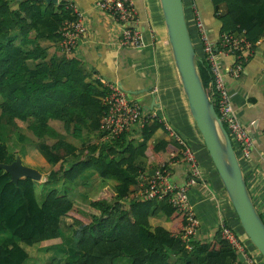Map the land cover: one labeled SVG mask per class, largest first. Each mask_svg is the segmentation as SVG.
<instances>
[{"label": "trees", "instance_id": "1", "mask_svg": "<svg viewBox=\"0 0 264 264\" xmlns=\"http://www.w3.org/2000/svg\"><path fill=\"white\" fill-rule=\"evenodd\" d=\"M210 1L222 23L221 33L245 30L253 45L264 39V0ZM67 17L61 2L54 6L0 0V163L14 161L2 133H12L19 129L18 123H26L40 141L38 150L52 166L46 184L54 185L39 203L34 181L24 178L14 184L0 169V234L11 235L0 244V264H25L28 255L24 247L57 240L61 231L70 232L80 256L61 263L55 259L50 264H115L122 259L130 264L235 261L237 254L218 234L210 242L191 243L187 251L178 237L184 216L166 202L134 198L131 187L136 184L137 161L151 159L156 166H164L181 146L172 140L149 144L156 132L163 130L158 119L139 124L135 131L114 141H100L103 134L97 130L105 111L101 94L85 83L76 61L64 57L48 61L46 48L41 46L43 41L60 42L59 29ZM194 50L199 77L209 94L211 78L202 50L200 54L197 47ZM50 122L61 123L64 133H55ZM136 132L140 140L134 138ZM67 134L80 145L66 141ZM46 137L57 139L50 146L44 142ZM89 172L104 184L85 204L62 192L63 186ZM167 222L171 223L169 230L163 227Z\"/></svg>", "mask_w": 264, "mask_h": 264}, {"label": "crops", "instance_id": "2", "mask_svg": "<svg viewBox=\"0 0 264 264\" xmlns=\"http://www.w3.org/2000/svg\"><path fill=\"white\" fill-rule=\"evenodd\" d=\"M64 1L74 4L83 13L86 35L70 57L62 54L59 42L43 41L41 46L46 48L47 60L61 57L74 60L78 63L81 74L85 76V83L93 86L101 94V98L105 95L106 85L114 84L122 89L129 99L142 107L143 114L154 113L164 127L163 130L156 132L149 144H156L162 140L173 141L170 133L168 134L169 131L176 133L186 144L187 140L202 177V182L188 191L189 205L199 222L193 242L212 241L217 234L219 235V227L223 224L236 234L256 264H264V259L245 237L189 114L168 44L159 0H131L137 15L136 22L132 23L131 27L140 33L145 43V46L138 50L119 47L120 27L107 12L96 7L97 0H58V3ZM182 2H184L189 33L194 37L191 41L192 43L194 40L197 41L196 46L200 54L201 44L198 42L191 5L196 7L212 41H216L221 34L222 23L217 18L210 0H182ZM218 62L222 70L235 63L232 55H222ZM225 84L237 119L253 139L248 157L240 153L238 144L234 140L231 141L234 142L235 153L238 155L252 202L264 222V39L254 45L253 55L244 64L242 75L238 79L226 76ZM209 93L210 95L212 93L210 86ZM50 127L57 134L64 133L59 122H50ZM167 128L169 131L166 130ZM20 129L13 130L12 133L6 132L5 141L14 158L18 155L24 166L36 170L41 175L40 181H34L40 203L48 187H54L46 184V177L52 166L38 150L37 145L30 147L31 151L25 150L26 140ZM135 129L136 127L130 133ZM97 133L102 135L99 129ZM134 134V138L140 140L138 133ZM17 135H20L22 140L17 137L18 147L16 143L11 146L8 141L12 136ZM86 136L88 135L85 133ZM93 137L95 135H91V138ZM100 141L104 142L102 136ZM137 164L139 170L133 179L135 183L140 175H150L158 168L151 159H139ZM164 166H168L169 179L172 183L178 185L185 183L189 174V168L185 163L176 160L175 163L170 165L168 162ZM95 178L97 184H104L100 178V180L97 176ZM60 184L58 183L57 186ZM77 185L82 184H79L78 180L71 184V186ZM135 186L136 184L131 190L134 191ZM63 224H65L64 219ZM170 226V222L163 225L167 230ZM10 237L9 232H1L0 244ZM24 248L28 255L25 264H50L55 259L61 263L80 256L69 231H61L57 240ZM236 254L235 261L227 260L226 264H245L243 257ZM115 264L130 263L122 259Z\"/></svg>", "mask_w": 264, "mask_h": 264}, {"label": "built area", "instance_id": "3", "mask_svg": "<svg viewBox=\"0 0 264 264\" xmlns=\"http://www.w3.org/2000/svg\"><path fill=\"white\" fill-rule=\"evenodd\" d=\"M64 11L68 13L67 19L62 22L59 29L60 49L65 57H70L86 35L83 13L69 1L61 2ZM60 3H58V6ZM96 7L107 12L120 27L119 47L141 49L145 46L140 33L131 27L136 22V11L131 0H97ZM194 14V26L198 32V42L201 44L202 60L205 62L210 75L212 93H207L208 100L217 108V116L226 127L228 135L238 144V149L244 157H248L249 148L253 139L237 119L225 84V77L238 79L244 69V64L253 55L254 45L246 37V31L221 33L216 41L209 38L202 20L194 5H191ZM222 55H232L235 63L223 70L218 59ZM105 111L100 123V130L104 142L114 141L122 134L130 132L137 125L156 120L154 113L143 114L142 107L134 100L129 99L118 86L107 84L102 99ZM159 120V119H158ZM169 131V129H166ZM173 141L181 146L177 155H172L169 164L176 160L185 163L189 174L184 184H174L169 179L168 166L156 168L150 175H140L137 179L134 198L143 202H166L174 211L184 216L185 224L178 234L180 241L187 251L191 250L199 222L188 201V191L191 187L202 182L201 172L191 148L176 133L169 131ZM220 237L236 253L240 254L245 264H256L249 255L246 247L236 234L225 225L219 227Z\"/></svg>", "mask_w": 264, "mask_h": 264}, {"label": "water", "instance_id": "4", "mask_svg": "<svg viewBox=\"0 0 264 264\" xmlns=\"http://www.w3.org/2000/svg\"><path fill=\"white\" fill-rule=\"evenodd\" d=\"M14 1L22 3L24 0ZM31 1L58 6V0ZM159 4L173 63L189 114L245 237L264 259V222L252 202L229 135L203 88L183 2L159 0ZM0 169L10 176L14 184L24 178L32 181L41 180V175L36 170L24 166L18 155H15L14 161L10 164L0 163Z\"/></svg>", "mask_w": 264, "mask_h": 264}, {"label": "rangeland", "instance_id": "5", "mask_svg": "<svg viewBox=\"0 0 264 264\" xmlns=\"http://www.w3.org/2000/svg\"><path fill=\"white\" fill-rule=\"evenodd\" d=\"M184 4V2H183ZM194 46H196L197 41H193ZM19 128H21V132L23 133L25 140H26V151H31L30 147L33 148V146H36L40 141L35 139L32 134L29 132V130L27 129V124L26 123H18ZM224 126V125H223ZM57 131V130H56ZM3 135H5L4 133H2ZM65 139L66 141L73 143L76 146H79L80 143L79 141L75 140L74 138H72L70 135H65ZM186 140V139H185ZM232 140V138H231ZM17 141V136H12L11 140L8 141L10 142L11 146H14V144ZM44 142H46V144L48 145H53L56 142V138H50V137H46L44 139ZM187 144L189 145L188 141L186 140ZM18 143L19 141L16 143V147H18ZM234 143V142H232ZM190 145L192 146V144L190 143ZM234 145V144H233ZM234 147V146H233ZM236 150V149H235ZM96 175L93 172H89L88 174H86V176L83 178L80 177L79 184L82 185H77V186H63L62 192L68 197V198H73L72 200H77L82 202V204H85L86 201H89L90 198H92L93 196L96 195L97 191L99 190V188L102 187L101 184H97L96 183ZM99 179V178H98ZM42 180H45L44 178H42ZM100 180V179H99ZM90 197V198H89ZM40 198V197H39ZM253 247V246H252Z\"/></svg>", "mask_w": 264, "mask_h": 264}]
</instances>
